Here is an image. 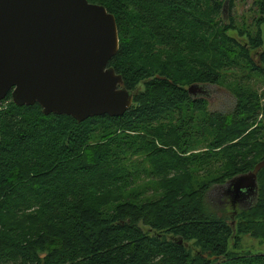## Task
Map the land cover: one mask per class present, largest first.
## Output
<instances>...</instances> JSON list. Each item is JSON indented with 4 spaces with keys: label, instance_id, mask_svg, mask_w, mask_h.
Returning <instances> with one entry per match:
<instances>
[{
    "label": "trees",
    "instance_id": "1",
    "mask_svg": "<svg viewBox=\"0 0 264 264\" xmlns=\"http://www.w3.org/2000/svg\"><path fill=\"white\" fill-rule=\"evenodd\" d=\"M87 1L115 18L119 49L109 67L126 90L144 91L122 117L80 124L6 97L0 264H264V255L229 250L244 236L264 242V168L257 200L236 211L235 230L205 203L210 189L264 160V95L235 80L233 110L210 114L187 91L229 88L221 78L231 71L263 75L252 52L263 45L264 0L255 2L257 31L244 45L227 36L232 24L212 27L227 0Z\"/></svg>",
    "mask_w": 264,
    "mask_h": 264
},
{
    "label": "water",
    "instance_id": "2",
    "mask_svg": "<svg viewBox=\"0 0 264 264\" xmlns=\"http://www.w3.org/2000/svg\"><path fill=\"white\" fill-rule=\"evenodd\" d=\"M119 49L115 18L87 0H0V103L39 105L77 123L122 117L134 93L109 67ZM197 86L188 93L195 97ZM264 160L226 183L232 205L258 195ZM182 245V241H177Z\"/></svg>",
    "mask_w": 264,
    "mask_h": 264
},
{
    "label": "rangeland",
    "instance_id": "3",
    "mask_svg": "<svg viewBox=\"0 0 264 264\" xmlns=\"http://www.w3.org/2000/svg\"><path fill=\"white\" fill-rule=\"evenodd\" d=\"M218 2H223L224 0H217ZM230 0H227L224 5L223 12L221 13L222 16L214 20V23H212V27L218 29L219 28V22H221L227 26L232 24L233 30L227 32V36L235 39L237 42H239L241 45L247 44L248 36H253L256 33V23H257V8L255 7V2H258L259 0H231L232 1V7L229 8L227 4H229ZM207 6V5H205ZM105 8V7H104ZM220 20H223L220 21ZM223 24V25H224ZM261 31V38L263 41L262 49H259L258 51L252 52V56L254 57V63L255 65L262 69L263 75L261 77H258L257 75H253L247 71L241 72L239 71H231L227 74V78H221L222 82L229 84V88H227L224 83L218 84V85H202L197 86L198 91L196 90L195 97L193 98H201L207 101L208 103V113H230L234 106L236 105V98L234 95V89L239 87V84L235 81L241 82L243 86H247L248 90L251 93H256L258 96L264 95V64L261 63L260 56L264 52V25L260 27ZM118 34V32H117ZM242 34V36L240 35ZM140 35V34H139ZM146 43V39H143ZM155 52V51H154ZM231 86V87H230ZM192 87V86H191ZM190 88V87H189ZM188 88V90H189ZM201 89V90H199ZM187 90V91H188ZM144 91L143 85H140L136 91H134V96L138 95V93H141ZM133 96V101H134ZM4 101V100H3ZM2 101V102H3ZM12 101V100H11ZM1 102V103H2ZM0 103V104H1ZM8 103H5L4 105H0V110L3 109V107L7 106ZM42 111V110H41ZM43 114V113H42ZM109 117V116H108ZM111 118V117H110ZM119 118V117H118ZM261 118V117H260ZM259 118V119H260ZM163 123H159V126ZM99 140V134L96 133L92 139V142H96ZM98 143V142H97ZM156 146L160 147L159 142H155ZM206 145L197 147L196 150L190 151L194 154H197L205 149ZM136 162L142 160L141 153L138 154V157H136ZM140 163V162H139ZM141 167L140 164H138L135 168ZM226 185V184H225ZM223 185L221 187L215 186L208 192L206 196L205 203L210 210V212L215 214V217L220 218L222 220H225L226 223L235 230V224L237 220H235L236 211L239 212L242 209H248L252 207L256 200V198H253V201L251 202V197L247 200L250 202H238L234 206L231 204L232 196L227 194L226 186ZM258 186V184H257ZM136 189V188H135ZM131 191V190H130ZM132 194V193H131ZM146 197L153 196L152 193H147L145 195ZM158 198V195L156 196ZM224 199H221V198ZM152 202V200H150ZM188 249L193 250V242L189 243ZM234 243L232 242L229 246V250L233 251L236 255H264V242L253 240L249 238L248 236H244L240 238L239 243H237V250H233ZM44 258V256H42Z\"/></svg>",
    "mask_w": 264,
    "mask_h": 264
},
{
    "label": "flooded vegetation",
    "instance_id": "4",
    "mask_svg": "<svg viewBox=\"0 0 264 264\" xmlns=\"http://www.w3.org/2000/svg\"><path fill=\"white\" fill-rule=\"evenodd\" d=\"M249 198H250V197H249ZM249 198L242 199L240 202H242V203H244L245 201H246V202H250V201L252 202V201H253V198H252V197H251V200H250V201H247ZM251 202H250V203H251ZM231 204H232V201H231Z\"/></svg>",
    "mask_w": 264,
    "mask_h": 264
},
{
    "label": "bare ground",
    "instance_id": "5",
    "mask_svg": "<svg viewBox=\"0 0 264 264\" xmlns=\"http://www.w3.org/2000/svg\"><path fill=\"white\" fill-rule=\"evenodd\" d=\"M199 90H201V89H199ZM202 91V90H201ZM199 92V91H198ZM198 94H200V92L198 93Z\"/></svg>",
    "mask_w": 264,
    "mask_h": 264
},
{
    "label": "built area",
    "instance_id": "6",
    "mask_svg": "<svg viewBox=\"0 0 264 264\" xmlns=\"http://www.w3.org/2000/svg\"><path fill=\"white\" fill-rule=\"evenodd\" d=\"M0 105H2V103Z\"/></svg>",
    "mask_w": 264,
    "mask_h": 264
}]
</instances>
